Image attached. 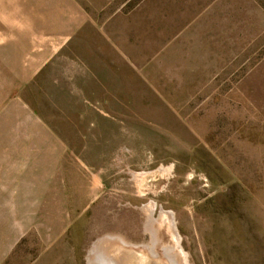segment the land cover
Masks as SVG:
<instances>
[{
  "label": "rangeland",
  "instance_id": "rangeland-1",
  "mask_svg": "<svg viewBox=\"0 0 264 264\" xmlns=\"http://www.w3.org/2000/svg\"><path fill=\"white\" fill-rule=\"evenodd\" d=\"M11 194L0 264H264V0H0Z\"/></svg>",
  "mask_w": 264,
  "mask_h": 264
},
{
  "label": "crops",
  "instance_id": "crops-1",
  "mask_svg": "<svg viewBox=\"0 0 264 264\" xmlns=\"http://www.w3.org/2000/svg\"><path fill=\"white\" fill-rule=\"evenodd\" d=\"M10 201H0V263L13 250L15 244L22 236L25 228L29 229V223L23 221L24 211L32 209V195L27 194L26 203L17 201L13 194L7 195ZM2 195H0V198Z\"/></svg>",
  "mask_w": 264,
  "mask_h": 264
},
{
  "label": "bare ground",
  "instance_id": "bare-ground-1",
  "mask_svg": "<svg viewBox=\"0 0 264 264\" xmlns=\"http://www.w3.org/2000/svg\"><path fill=\"white\" fill-rule=\"evenodd\" d=\"M152 209H153V206L149 205V213L150 214L152 212ZM160 212H161L162 215L166 216V218L169 220L170 226H171V231H172V234H173L172 237L174 236V240H175V247L180 252L181 251V247L179 245L180 236H179L178 232L176 231V229L174 227V224H173V221H172V213L169 212V211H164L162 209H160ZM150 232H151V230H150ZM151 237H152V240H151L152 242H151L150 245H147L146 247H147L148 251L150 252V254L155 258V257L158 256L157 251L155 250V245L157 243H156V239L154 238L153 234H152ZM109 239H110V236H109ZM112 239H115V238L112 237ZM120 241H122V243H124L123 240H120ZM161 248H162L161 249L162 250V254L164 256H169L170 255V257H172L173 247H171V246L169 247V246L163 245ZM105 251L106 250L103 249V248H101V249L99 248L98 250L96 249L92 253L93 256H92V259L90 258V263L91 264H125L126 263L125 260H122L121 258L114 257V256H112L110 254H108V255L104 254ZM171 262H172V260H171ZM175 263H176V261H175Z\"/></svg>",
  "mask_w": 264,
  "mask_h": 264
}]
</instances>
